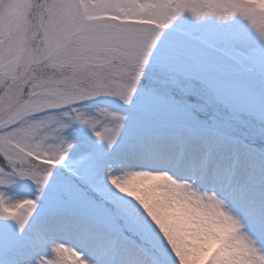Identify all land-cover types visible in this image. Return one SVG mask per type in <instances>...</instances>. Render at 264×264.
Masks as SVG:
<instances>
[{"label":"snow or ice","instance_id":"snow-or-ice-1","mask_svg":"<svg viewBox=\"0 0 264 264\" xmlns=\"http://www.w3.org/2000/svg\"><path fill=\"white\" fill-rule=\"evenodd\" d=\"M0 264H264V0H0Z\"/></svg>","mask_w":264,"mask_h":264},{"label":"rangeland","instance_id":"rangeland-1","mask_svg":"<svg viewBox=\"0 0 264 264\" xmlns=\"http://www.w3.org/2000/svg\"><path fill=\"white\" fill-rule=\"evenodd\" d=\"M248 55H252L253 53L251 52V50H249L247 52ZM259 78V74H258V70H253L252 72H250L249 74V83L251 84L252 82H254L255 80H257Z\"/></svg>","mask_w":264,"mask_h":264}]
</instances>
